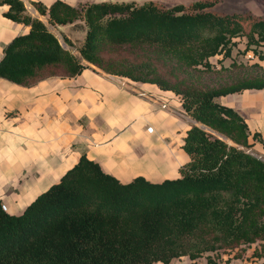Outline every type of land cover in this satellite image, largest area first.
<instances>
[{"label": "trees", "instance_id": "obj_1", "mask_svg": "<svg viewBox=\"0 0 264 264\" xmlns=\"http://www.w3.org/2000/svg\"><path fill=\"white\" fill-rule=\"evenodd\" d=\"M31 4L53 26L84 23L79 56L23 0H0L9 6L6 18L30 27L5 47L0 78L32 87L94 66L173 92L200 125L184 139L189 161L177 179L122 183L83 155L21 215L9 214L0 199V264H171L184 257L196 264L210 253L264 242V157L251 142L261 136L218 101L264 90V67L234 61L216 70L210 62L232 58L243 37L245 52L264 62V19L217 13L215 2L204 0L172 8L152 1ZM205 74L216 77L206 83Z\"/></svg>", "mask_w": 264, "mask_h": 264}, {"label": "crops", "instance_id": "obj_2", "mask_svg": "<svg viewBox=\"0 0 264 264\" xmlns=\"http://www.w3.org/2000/svg\"><path fill=\"white\" fill-rule=\"evenodd\" d=\"M23 1L30 11L31 2L49 6L58 0ZM8 10L0 5V60L15 37L30 31L6 18ZM218 101L237 110L253 135L260 134L262 142H251L264 157V90ZM193 124L197 122L173 92L146 83L123 88L94 66L77 77L49 78L32 87L0 78V199L9 214L21 215L83 155L122 183L139 176L155 183L177 179L189 161L183 143ZM231 264H264V242L253 244Z\"/></svg>", "mask_w": 264, "mask_h": 264}, {"label": "rangeland", "instance_id": "obj_3", "mask_svg": "<svg viewBox=\"0 0 264 264\" xmlns=\"http://www.w3.org/2000/svg\"><path fill=\"white\" fill-rule=\"evenodd\" d=\"M90 3H103V2H135L139 5L145 3V2H155L159 5L164 6L165 8H172L177 5H185L190 6L195 2H198L200 0H86ZM209 2H215V5L213 8H211V11L217 12V13H223V14H235V13H251L256 16H260L264 19V0H204ZM31 5V4H30ZM34 6L31 5L30 9L32 10ZM35 9V8H34ZM28 11L30 15L37 18L36 13L33 11ZM36 10V9H35ZM42 20L47 24L49 30L54 33L62 43H64L66 49H70L76 56H79L78 49L82 46L86 30L84 27V23L82 22H76L74 24H70L67 26H53L51 25L46 18H42ZM63 36H67L70 41L73 44V48L69 47L65 42ZM237 42V47L234 48L232 53V58L223 59V55L216 56L212 59H210V62L215 66L216 70H220L222 66L228 68L231 66V64L236 61L238 64H243L244 66H251L253 64H260L262 67H264V62H260L257 57L254 56L253 52H245L246 50V43L247 39L245 37L243 38H237L235 40ZM261 50H264V48H260ZM96 68V67H95ZM100 72H104L103 70L97 68ZM105 73V72H104ZM113 76L117 80H126L127 83H130L132 85L137 86L138 82H134L132 80H129L125 77L121 76ZM216 76L214 74H205L202 76L203 81L206 83H210L212 79H214ZM200 125V124H198ZM228 142V141H227ZM230 143V142H228ZM232 144V142L230 143ZM256 154L257 151L255 148H253ZM259 155V154H258ZM252 246V245H251ZM251 246H243L239 247L233 250L228 251H221L218 254L210 253L207 255H204L200 259L196 261V264H208V255L211 257L212 264H226V262L229 260V264H231V260L235 258H241L248 250V248H251ZM191 260L188 257H184L181 259L174 260L171 264H191Z\"/></svg>", "mask_w": 264, "mask_h": 264}, {"label": "built area", "instance_id": "obj_4", "mask_svg": "<svg viewBox=\"0 0 264 264\" xmlns=\"http://www.w3.org/2000/svg\"><path fill=\"white\" fill-rule=\"evenodd\" d=\"M111 78H113V79H115V80H117L115 77H113V76H110ZM117 82H118V84L121 86V87H123V88H126V87H129V85H130V83H127L126 82V80H117ZM139 95L141 96V97H147V94L145 93V92H139ZM163 108H166V106H163ZM4 209L6 210V208L4 207Z\"/></svg>", "mask_w": 264, "mask_h": 264}, {"label": "water", "instance_id": "obj_5", "mask_svg": "<svg viewBox=\"0 0 264 264\" xmlns=\"http://www.w3.org/2000/svg\"><path fill=\"white\" fill-rule=\"evenodd\" d=\"M33 11L34 12H36L34 9H33ZM63 44V46L65 47V45H64V43H62ZM198 124V123H197ZM202 128H204L205 130H207V131H210V132H212L210 129H208L207 127H205V126H202ZM214 133V132H213ZM219 138H221V139H223V140H226V141H228V142H230L231 143V141H229L228 139H227V137H225L224 135H222V134H219V133H215ZM229 143V144H230ZM259 156V155H258ZM260 158H262L261 156H259Z\"/></svg>", "mask_w": 264, "mask_h": 264}, {"label": "bare ground", "instance_id": "obj_6", "mask_svg": "<svg viewBox=\"0 0 264 264\" xmlns=\"http://www.w3.org/2000/svg\"><path fill=\"white\" fill-rule=\"evenodd\" d=\"M33 11V10H32ZM34 12V11H33Z\"/></svg>", "mask_w": 264, "mask_h": 264}]
</instances>
